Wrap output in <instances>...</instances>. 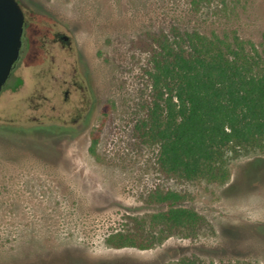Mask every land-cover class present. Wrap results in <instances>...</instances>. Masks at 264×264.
<instances>
[{
  "label": "rangeland",
  "instance_id": "obj_1",
  "mask_svg": "<svg viewBox=\"0 0 264 264\" xmlns=\"http://www.w3.org/2000/svg\"><path fill=\"white\" fill-rule=\"evenodd\" d=\"M20 1L32 39L13 71L22 85L0 93V264H264V149L230 152L225 182L185 181L163 174L157 146L135 132L151 90L150 54L137 40L196 31L262 52L264 0ZM51 27L72 49L43 62L42 29ZM61 73L87 88L85 123L57 113L68 89L57 88ZM50 86L57 96L44 115L39 95L51 96ZM156 190L180 193L200 223L153 225ZM117 233L165 238L117 249L108 244Z\"/></svg>",
  "mask_w": 264,
  "mask_h": 264
},
{
  "label": "trees",
  "instance_id": "obj_2",
  "mask_svg": "<svg viewBox=\"0 0 264 264\" xmlns=\"http://www.w3.org/2000/svg\"><path fill=\"white\" fill-rule=\"evenodd\" d=\"M209 0H190L197 6ZM137 46L150 54V100L135 125L137 136L158 148L159 170L180 180L225 182L226 158L241 149H264V50L196 31L149 35ZM97 139H93L91 152ZM149 201L161 208L153 225L169 231L191 228L201 216L182 205L175 191L156 190ZM166 236V235H165ZM165 237L144 241L130 233L108 239L114 248L147 249ZM179 264H197L184 259Z\"/></svg>",
  "mask_w": 264,
  "mask_h": 264
},
{
  "label": "flooded vegetation",
  "instance_id": "obj_3",
  "mask_svg": "<svg viewBox=\"0 0 264 264\" xmlns=\"http://www.w3.org/2000/svg\"><path fill=\"white\" fill-rule=\"evenodd\" d=\"M20 7L24 14V25H23V33H22V44L19 52V58L14 64V67L11 70V73L2 87V91L5 89H9L11 91H17L20 86L22 85L23 81L20 77L14 76L13 71L18 63V61L22 57L23 49L28 44V42L32 39L31 35V27H29V20H28V12L25 11L21 6V1L18 0ZM42 47H41V56L43 58V62H46L47 57H51L52 61H54L53 56L58 53V51H62L68 55L71 52V40L68 35L63 34L60 32L57 28L51 27V28H45L42 29ZM53 63H50L48 66H46L43 69V75L47 76L50 75V72L52 71ZM52 75V74H51ZM65 76L67 78L71 77V81L69 82V79H65ZM74 76L68 74H63L56 79L57 88H62V86H68V89L64 92V98L60 102L58 106L57 113H61L64 116H74L73 122L78 123L82 122L85 123L88 115L90 113V99L88 97L87 88L84 86H77V83L73 80ZM45 88V86H42ZM48 93L51 96H45L40 94L39 99L42 100V102L39 103L37 106L38 110H43L42 112H45L44 115H46L45 108L47 104H50L52 102V99H54L57 94L54 93V90H52V87H49ZM46 104V105H45ZM52 110L56 111V107L52 105ZM40 115L43 116V113Z\"/></svg>",
  "mask_w": 264,
  "mask_h": 264
},
{
  "label": "water",
  "instance_id": "obj_4",
  "mask_svg": "<svg viewBox=\"0 0 264 264\" xmlns=\"http://www.w3.org/2000/svg\"><path fill=\"white\" fill-rule=\"evenodd\" d=\"M23 25L18 0H0V91L19 58Z\"/></svg>",
  "mask_w": 264,
  "mask_h": 264
}]
</instances>
